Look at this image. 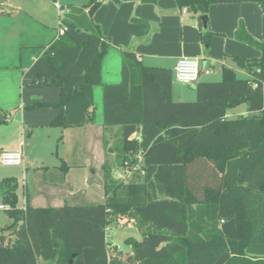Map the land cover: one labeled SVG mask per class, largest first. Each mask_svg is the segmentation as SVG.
Instances as JSON below:
<instances>
[{"label":"trees","instance_id":"16d2710c","mask_svg":"<svg viewBox=\"0 0 264 264\" xmlns=\"http://www.w3.org/2000/svg\"><path fill=\"white\" fill-rule=\"evenodd\" d=\"M101 1L69 5L59 18L63 34L25 69L21 85L60 89L56 102L36 104L57 107L50 125L61 129L94 122L100 86L101 123L117 127L115 159L130 179L117 181L103 164L104 201L34 206L26 195L17 207V181L3 178L0 200L11 221L0 227V264H74L84 248L95 253L90 264H264V0H175L195 16L206 52L210 4L254 1L262 12L261 40L236 30L261 50L258 58L234 56L247 76L223 66L217 81L196 82L195 98L180 101L172 98L173 72L131 50L122 53L120 80L102 82L108 43L92 21ZM240 104L245 113L228 117ZM223 191L231 196L235 238L219 228ZM119 218L141 234L125 240L124 259L107 252L106 229Z\"/></svg>","mask_w":264,"mask_h":264},{"label":"crops","instance_id":"0c3cea01","mask_svg":"<svg viewBox=\"0 0 264 264\" xmlns=\"http://www.w3.org/2000/svg\"><path fill=\"white\" fill-rule=\"evenodd\" d=\"M87 1L0 0V10L4 11L0 13V152L17 148L22 150L21 164L6 166L0 163V180L17 178L22 181L23 176L25 179L29 172L36 174L35 185H32L35 196H30L27 182L22 181L23 203L17 204V207L24 206L26 195L34 206H58L65 202L73 204L71 200L80 189L84 194L87 192L85 184L80 187L75 181L66 179L69 168L64 171L62 182L46 183L38 179L39 174L43 175L45 165L37 162L39 158L36 155L24 154L25 137L28 135L31 138L38 129L51 130L55 127L51 126L50 122L58 113V108L36 103L56 102L60 97V89L56 86L21 85L25 69L43 53L50 41L59 36L60 16L65 15L69 5H82ZM60 9L63 10L62 14ZM92 21L108 43L107 52L101 62L104 84L120 80V64L124 50L133 51L144 64L169 68L173 72V78L175 65L180 57L194 58L202 65L197 82L208 81L206 76L212 73L220 75L223 66L232 68L236 73L238 70L245 71L233 60L234 56L244 59L261 56V50L257 46L236 37L237 27L240 26L255 40H261L262 12L254 1L214 2L209 5L208 28L212 31V36L208 52L200 41L195 16L183 12L175 0H102L93 12ZM206 70L209 72L205 73ZM181 84L184 83L172 80V98L179 101L191 98L194 89H182ZM93 98L95 105V99L98 98L101 102L100 86H95ZM235 109H231L227 116L245 113V106L242 112ZM96 112L97 105L93 123L65 128L61 134L64 140L71 141L79 137L82 139L83 145L76 151L81 161H84L83 166L94 162L95 140H100L103 144L105 134L108 135L117 129L104 128L102 118L98 121ZM63 158L69 167L67 157ZM91 169L92 172H97L95 166H91ZM100 174L103 176L102 168ZM18 181L17 184L20 183ZM99 185L103 187L101 182ZM66 197L71 199L67 200ZM10 221L6 216L1 226Z\"/></svg>","mask_w":264,"mask_h":264},{"label":"rangeland","instance_id":"374dc122","mask_svg":"<svg viewBox=\"0 0 264 264\" xmlns=\"http://www.w3.org/2000/svg\"><path fill=\"white\" fill-rule=\"evenodd\" d=\"M199 69L201 70V66L198 63ZM236 75L238 77H246L247 74L243 70H238ZM206 78L208 81H217L220 78V75H214L213 73L207 75ZM173 82H176V79L173 78ZM182 89H194L195 86L193 84H181ZM195 98V92L191 98L181 99V100H193ZM96 100L97 105V117L98 121L102 118V105L99 102V99ZM176 100V99H174ZM95 103L94 106L96 107ZM244 104H240L236 107L235 111L242 112L244 108ZM236 115V114H235ZM63 129L60 127H52L51 130H42L38 129L34 133V135L30 138L28 135L25 137V146L23 147L24 154L37 156L39 159L37 162L39 164H44L45 169L44 173L41 176L39 174V180L42 179L46 183H54V182H62L63 177L65 176V172L61 167V159L64 160L63 156L67 157V161H69V173L66 177L75 181L76 184L80 185V187L85 184V189L87 192L84 194L83 190L80 189L77 195L73 196L74 203H82V204H90L91 202H102L104 201L103 197V187H100L99 182L103 185L104 179L102 174H100V169L102 165L105 164L106 167L109 168L110 174L117 181H124L130 179V174H126L124 168L118 164V160L115 159L116 156V146L119 143V132L118 130H112L108 135L105 134L104 138L101 140H95L94 142V153H93V161L89 165H82L81 158L78 154L77 148L83 145L82 139L79 137L78 139H73L71 141L64 140L62 134ZM75 147V148H74ZM86 157V156H85ZM82 157V158H85ZM83 160V159H82ZM103 162V164H101ZM101 164V165H100ZM2 166V164H0ZM91 166H95V170L92 172ZM21 168V167H18ZM18 168L15 170L18 171ZM100 168V169H99ZM103 169V168H102ZM20 170V169H19ZM21 171V170H20ZM94 171V170H93ZM20 174V172H19ZM29 172L25 179L24 176L22 181L27 182L29 193L31 197L35 196L33 190V184L35 185V176ZM99 176V178H98ZM19 177V175H18ZM89 178V180L87 179ZM87 179V181H85ZM16 181L17 178H15ZM22 181L19 180L17 187L15 189L17 204L21 205L23 203L22 194H23V184ZM97 184H96V182ZM72 183V182H71ZM91 191V193L89 192ZM220 198L218 201V212H219V228L223 231L225 236L229 238H235L237 236V230L235 229V218L233 217V206L231 196L227 191H223L220 193ZM67 200L71 198L66 197ZM35 201V199L33 198ZM42 203L40 201H37ZM72 202V203H73ZM45 204V203H42ZM3 204L0 200V226L3 224L4 220H6V214L2 208ZM106 241H107V252L111 255L118 256L122 259L125 258L126 253L129 251L130 247L125 243V240L132 236L136 239H141V234L134 227V223L132 220H129L128 223L126 219L119 218L116 222L110 223V225L106 229ZM82 254L75 258L74 264H90L94 258L95 253H93V249L84 248L81 252ZM39 264H52L50 261L39 259Z\"/></svg>","mask_w":264,"mask_h":264},{"label":"built area","instance_id":"2783aa9c","mask_svg":"<svg viewBox=\"0 0 264 264\" xmlns=\"http://www.w3.org/2000/svg\"><path fill=\"white\" fill-rule=\"evenodd\" d=\"M58 9L60 8L57 5ZM183 12H187L186 8H181ZM63 13V10L60 9V14ZM64 29L60 28L59 33L63 34ZM175 79L178 82H182L184 84H193L198 80L199 76V66L198 62L194 58L190 57H180L175 65ZM259 71V69H257ZM209 70H206L205 73H208ZM256 85V84H255ZM22 159V150L21 148H17L16 150H5L0 152V163L6 166H16L21 164ZM3 208V206H2Z\"/></svg>","mask_w":264,"mask_h":264},{"label":"water","instance_id":"95a60500","mask_svg":"<svg viewBox=\"0 0 264 264\" xmlns=\"http://www.w3.org/2000/svg\"><path fill=\"white\" fill-rule=\"evenodd\" d=\"M201 20H202V22H203V25H205L206 17H205V16H202V17H201ZM131 137H132V135H131Z\"/></svg>","mask_w":264,"mask_h":264}]
</instances>
